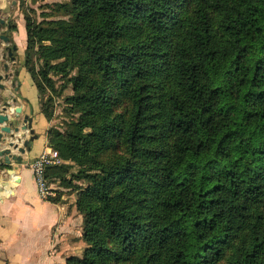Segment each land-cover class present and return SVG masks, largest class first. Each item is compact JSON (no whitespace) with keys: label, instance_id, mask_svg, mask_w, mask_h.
I'll use <instances>...</instances> for the list:
<instances>
[{"label":"trees","instance_id":"trees-1","mask_svg":"<svg viewBox=\"0 0 264 264\" xmlns=\"http://www.w3.org/2000/svg\"><path fill=\"white\" fill-rule=\"evenodd\" d=\"M56 8L26 18L25 65L38 95L72 86L45 170L82 215L66 264H264V0Z\"/></svg>","mask_w":264,"mask_h":264},{"label":"crops","instance_id":"crops-1","mask_svg":"<svg viewBox=\"0 0 264 264\" xmlns=\"http://www.w3.org/2000/svg\"><path fill=\"white\" fill-rule=\"evenodd\" d=\"M28 75L26 70L14 73L9 69V77L2 80L5 88L0 90L2 97L16 98L13 106L28 112L36 135L19 161L1 166L0 264H66L68 256L79 255L76 253L81 250L82 216L76 209L74 192H62L60 200L54 202L37 191L29 164L49 146L51 122L40 110L37 89ZM29 135L25 130L24 138ZM10 167L14 174L7 172ZM52 178L51 184L58 185L59 180Z\"/></svg>","mask_w":264,"mask_h":264},{"label":"rangeland","instance_id":"rangeland-1","mask_svg":"<svg viewBox=\"0 0 264 264\" xmlns=\"http://www.w3.org/2000/svg\"><path fill=\"white\" fill-rule=\"evenodd\" d=\"M61 1L66 0H0V18L7 20L8 24L11 26L12 39L16 45V63L14 65H9V69H12L14 73L17 69H19V71L26 70L29 74L28 76L33 80L32 73H30L31 71H29L28 67L25 65L27 46V34L25 28L26 18L29 17L32 21L43 23L46 20L65 17V13L56 8V3ZM30 65H33L34 72L40 67L35 54H32ZM28 76L27 78L30 79ZM52 78L55 81V90L46 89V91L39 93V101L41 105L45 106L47 111L50 112V126L63 125V122L70 118L66 113L65 108L67 103L65 98L72 93V86L68 84L62 91H60L59 88L62 80L58 75H52ZM111 154L112 151L107 150L104 153L103 158H108ZM76 170L77 166L74 165L71 170L66 173V177L70 180L72 178V173L76 172ZM73 182L77 185L83 184L82 179H75ZM53 186L58 185L54 184ZM65 186L66 182L64 181L61 186V188L64 189H60V191L67 193L74 192L76 198L75 189L72 188V186ZM85 245L86 244L81 239V250L76 254H81Z\"/></svg>","mask_w":264,"mask_h":264},{"label":"water","instance_id":"water-1","mask_svg":"<svg viewBox=\"0 0 264 264\" xmlns=\"http://www.w3.org/2000/svg\"><path fill=\"white\" fill-rule=\"evenodd\" d=\"M1 77L0 75V81ZM2 86L0 82V88ZM15 100L12 95L0 97V170L2 165L19 161L20 155L31 146L36 137L33 133L32 117L21 106H13ZM25 130L30 133L28 138H24ZM6 170L9 174H14L15 171L12 167Z\"/></svg>","mask_w":264,"mask_h":264},{"label":"built area","instance_id":"built-area-1","mask_svg":"<svg viewBox=\"0 0 264 264\" xmlns=\"http://www.w3.org/2000/svg\"><path fill=\"white\" fill-rule=\"evenodd\" d=\"M63 162L59 152L52 148L50 145L44 149L38 157L30 162V167L33 171L37 191L43 198L55 196V190L50 186L47 181L45 170L47 166L56 165Z\"/></svg>","mask_w":264,"mask_h":264},{"label":"flooded vegetation","instance_id":"flooded-vegetation-1","mask_svg":"<svg viewBox=\"0 0 264 264\" xmlns=\"http://www.w3.org/2000/svg\"><path fill=\"white\" fill-rule=\"evenodd\" d=\"M12 38L11 26L8 24L7 20L0 18V75L2 76V80L9 77V65H14L16 63V45ZM2 80L0 82L4 88ZM2 87L0 90H2ZM0 97L2 96L0 95Z\"/></svg>","mask_w":264,"mask_h":264}]
</instances>
